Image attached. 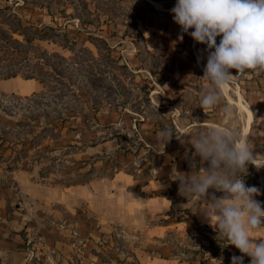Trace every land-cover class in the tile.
Returning <instances> with one entry per match:
<instances>
[{
	"label": "rangeland",
	"instance_id": "1",
	"mask_svg": "<svg viewBox=\"0 0 264 264\" xmlns=\"http://www.w3.org/2000/svg\"><path fill=\"white\" fill-rule=\"evenodd\" d=\"M147 5L145 0H0V78L15 74L40 84L36 92H0V158L5 156V161L25 168L42 184H57L65 191L70 185L90 181L98 186L119 170L138 173L139 167L144 169L137 177L142 182L151 167L163 162L166 170L169 157L176 153L173 143L184 144L182 140L190 141L209 125H224L246 138L257 156V165L249 164L243 179L246 186L260 190L257 201L264 205V167H259L264 165V73L238 74L233 69L232 90L223 89L221 102L203 110L200 95L209 87L201 79L207 52L199 63L197 57L206 45L189 34L180 42L171 41L173 35L164 34L160 26L165 18ZM151 25L160 31L158 38L155 34L156 43L148 46L145 35L149 33L145 32L152 30ZM238 98L253 113L246 134ZM226 106L232 109L230 116L224 112ZM165 127L183 136L178 139L181 142L177 138L165 145L159 142ZM168 143L172 148L165 155ZM194 153L188 164L200 168V158ZM178 183L173 180L168 191L174 203L172 220L187 219L198 202L182 195ZM213 194L223 195L210 189L209 195ZM78 206L74 216L62 212L69 224L77 225V232L63 231L59 241L50 238L53 242L48 247L39 245L35 263L67 264L71 256L75 264H86L80 260L90 253L103 261L108 256L122 260L123 252L135 264L132 243L120 233V225L107 228L93 241L82 228L97 216L84 201ZM113 214L119 218L118 212ZM51 229L56 230L55 226ZM173 231L164 239L174 243L171 254L183 262L192 252L193 257H205L198 245L210 237L216 245L228 247L220 250L223 264H232L233 256H243L244 264H250V257L230 241L222 243L225 238L212 235L201 224L191 222L182 242ZM21 235L25 237L24 229ZM85 238L92 239L94 246ZM21 239H17L19 244ZM163 242L152 251L165 253ZM181 250L184 254L180 255Z\"/></svg>",
	"mask_w": 264,
	"mask_h": 264
},
{
	"label": "crops",
	"instance_id": "2",
	"mask_svg": "<svg viewBox=\"0 0 264 264\" xmlns=\"http://www.w3.org/2000/svg\"><path fill=\"white\" fill-rule=\"evenodd\" d=\"M145 2L159 16L165 18L166 22L160 25L163 26L164 34L173 35L171 41L180 42V36L184 37V34L181 33L180 26L174 22L170 12L176 0H145ZM148 27L152 30L145 32V34L149 33L145 35V41L150 46L156 43V36L158 38L160 29L153 25ZM39 89L40 84L33 79H19L16 76L0 78V92L29 93ZM172 139L175 140L176 137L173 136ZM182 141L185 143L177 145L173 143V147L177 148L176 153L169 157L166 170L162 167L163 162L161 165L151 167L150 175L142 182H139L137 177L144 169L139 167L138 173L119 170L98 186H96L97 183L90 181L82 185H70L66 191L57 184L48 187L34 179L32 173L25 168L5 161V156L0 158V264H36L34 258L37 256L39 245L47 246L52 243L53 239L50 240V238H56L55 241H59L58 234L63 231L70 235L77 232V225L74 222L69 224L63 218L62 212L65 210L74 216L78 212L81 201L86 203L89 210L93 212L94 218L97 216L98 220L96 223L95 218L91 220L93 222L91 225L82 228L85 236L89 235L93 241L98 236L99 240L102 232L108 231L107 228L113 227L114 224H119L120 233L126 234H124L126 242L132 243L134 250L131 257L135 260V264H219L220 257L206 259V257H197V254L193 257L194 252L187 262H183L179 255L171 254L174 243L166 242L164 239L169 231L174 230L173 232L178 234L176 238L182 242L180 238L189 233L191 222L205 225L216 231L200 212L208 207L207 202L198 198L197 204L187 215V219H171L174 218L172 217L174 203L168 191L171 188V182L176 179L175 175H178L175 172L191 173L193 171V167L188 163L191 161L190 154L194 153L195 149L189 140ZM171 148L172 145L168 143L167 147L163 148V153L166 155ZM196 170L198 171L199 168L196 167ZM177 187L179 188V183ZM206 199L210 200L211 195ZM255 199L259 200L257 196ZM18 208L23 209L18 210ZM113 212H118L119 218ZM53 226L56 228L54 233L51 229ZM70 226L71 228L68 229ZM23 229L24 238L21 235ZM129 231L131 235H128ZM53 234L55 236L49 237ZM251 236L255 240L264 239V225L252 231ZM19 238H22L20 244L17 241ZM85 239L89 245L94 246L92 239ZM162 240L164 242L160 246L165 253L153 252V248H159V245L155 244ZM198 247L200 252H205V256L209 254L208 242L199 244ZM94 248L98 249L97 243ZM181 254H184V251L181 250ZM122 256H124L122 260L108 256L103 261L98 255L90 253L87 259L80 261L86 264H131L129 256L127 257L123 252ZM68 258L71 263L66 259L67 264H75L73 257ZM62 259L65 258L62 257Z\"/></svg>",
	"mask_w": 264,
	"mask_h": 264
},
{
	"label": "clouds",
	"instance_id": "3",
	"mask_svg": "<svg viewBox=\"0 0 264 264\" xmlns=\"http://www.w3.org/2000/svg\"><path fill=\"white\" fill-rule=\"evenodd\" d=\"M170 12L182 34L206 45L197 57L199 63L203 52H207L201 79L208 81L209 87L200 95L203 110L221 102L222 90L231 82L233 69L238 74L264 73V0H176ZM224 112L230 116L231 107L226 106ZM173 136L183 137L165 127L159 133V142L165 145ZM190 143L194 156L200 158V168L197 171L193 164L191 173L175 172L180 193L187 199L206 201L208 207L200 212L218 236L250 257V264H264V239L251 236L252 231L264 225V205L255 199L260 190L246 186L243 179L247 166L257 165V156L246 138L227 126L213 124L194 139L191 137ZM210 189L223 196L213 194L210 200L206 199ZM218 262L223 264V258ZM232 264H244V257L233 256Z\"/></svg>",
	"mask_w": 264,
	"mask_h": 264
},
{
	"label": "trees",
	"instance_id": "4",
	"mask_svg": "<svg viewBox=\"0 0 264 264\" xmlns=\"http://www.w3.org/2000/svg\"><path fill=\"white\" fill-rule=\"evenodd\" d=\"M12 76H16L15 74H10V75H7V76H5V78H8V77H12ZM252 165V164H251ZM223 196V195H222ZM203 227H205V228H207V230L212 234V235H214V236H218V233L216 232V231H213L212 229H210V228H208L207 226H205V225H203ZM208 242H209V246H210V249H209V252H210V255L209 256H205L206 257V259H209V258H218V257H220V255H221V249L223 248V249H225V248H228V247H226L227 245H223V244H221V245H216L215 243H214V240L212 239V238H210V237H208ZM222 243H228L229 241L228 240H222L221 241ZM234 248H236L235 246H234ZM201 255L203 256V255H205V252L204 251H201ZM204 257V258H205Z\"/></svg>",
	"mask_w": 264,
	"mask_h": 264
},
{
	"label": "bare ground",
	"instance_id": "5",
	"mask_svg": "<svg viewBox=\"0 0 264 264\" xmlns=\"http://www.w3.org/2000/svg\"><path fill=\"white\" fill-rule=\"evenodd\" d=\"M224 89L225 90H230V89L232 90V86L229 84ZM234 92L236 94H239L236 90H234ZM230 99H231V97H230ZM236 102L238 103L237 105H239L240 110L243 112V115L245 118V126H244V130H243V134H246L248 132L249 125H250L251 121L253 120V113H252V110L246 104H244L245 102L242 101L241 98H238L236 100Z\"/></svg>",
	"mask_w": 264,
	"mask_h": 264
}]
</instances>
